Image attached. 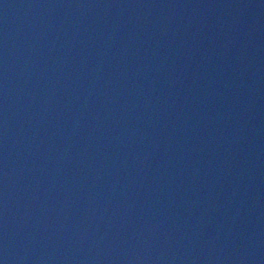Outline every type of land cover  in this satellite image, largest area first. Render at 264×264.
Returning a JSON list of instances; mask_svg holds the SVG:
<instances>
[{
  "label": "water",
  "instance_id": "water-1",
  "mask_svg": "<svg viewBox=\"0 0 264 264\" xmlns=\"http://www.w3.org/2000/svg\"><path fill=\"white\" fill-rule=\"evenodd\" d=\"M0 264H264V0H0Z\"/></svg>",
  "mask_w": 264,
  "mask_h": 264
}]
</instances>
